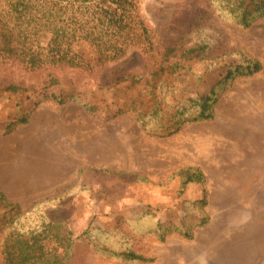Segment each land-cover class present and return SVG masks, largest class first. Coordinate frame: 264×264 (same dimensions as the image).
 <instances>
[{"label": "rangeland", "instance_id": "rangeland-1", "mask_svg": "<svg viewBox=\"0 0 264 264\" xmlns=\"http://www.w3.org/2000/svg\"><path fill=\"white\" fill-rule=\"evenodd\" d=\"M140 4L158 35L189 40L202 20L216 44L238 51L188 60L158 85L171 99L205 93L241 58L259 70L217 84L213 117L166 136L142 131L124 110L135 90L112 85L143 73L137 51L97 75L61 71L53 84L48 71L0 73V84L14 78L26 88L18 99L0 98V192L27 214L29 229L66 225L73 245L65 264H264V19L243 27L206 0ZM19 113L26 121L6 133ZM195 168L204 182L182 184ZM104 243L144 259L106 256Z\"/></svg>", "mask_w": 264, "mask_h": 264}, {"label": "trees", "instance_id": "trees-1", "mask_svg": "<svg viewBox=\"0 0 264 264\" xmlns=\"http://www.w3.org/2000/svg\"><path fill=\"white\" fill-rule=\"evenodd\" d=\"M206 1L217 14L229 16L243 27L256 18L264 19V0ZM201 24L202 20L193 24L187 33L190 39L184 41L185 35L178 39L158 35L143 15L140 0H0V73L48 71V81L53 84L61 71L97 75L103 67L137 51L144 60L143 73L119 76L112 85L117 92L135 90L124 110L134 114L142 131L166 136L187 123L211 119L217 84L234 73L252 74L260 68L257 60L241 58L201 95L174 100L161 93L158 85L189 68L188 60L238 53L216 44L214 34L210 35L208 26ZM25 92V86L14 78L0 84V98L7 94L18 99ZM26 119V114L19 113L8 120L5 132ZM189 182H204L198 168L185 171L182 184ZM205 202L204 197L199 204ZM27 217L17 203L0 192V264H65L73 245L72 232L61 220H52L33 231L28 228ZM206 219L202 215L199 223ZM101 246L106 256L125 263L144 259L128 246Z\"/></svg>", "mask_w": 264, "mask_h": 264}]
</instances>
